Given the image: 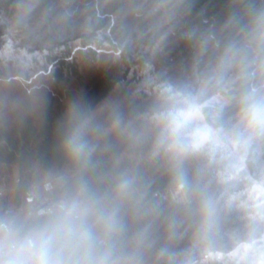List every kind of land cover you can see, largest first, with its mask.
Instances as JSON below:
<instances>
[{
    "label": "clouds",
    "instance_id": "obj_1",
    "mask_svg": "<svg viewBox=\"0 0 264 264\" xmlns=\"http://www.w3.org/2000/svg\"><path fill=\"white\" fill-rule=\"evenodd\" d=\"M77 43L135 80L0 161V264H264V0H0V152Z\"/></svg>",
    "mask_w": 264,
    "mask_h": 264
},
{
    "label": "rangeland",
    "instance_id": "obj_2",
    "mask_svg": "<svg viewBox=\"0 0 264 264\" xmlns=\"http://www.w3.org/2000/svg\"><path fill=\"white\" fill-rule=\"evenodd\" d=\"M87 47L88 45L77 43L73 47L58 52L43 50L27 54L29 59H34L40 66L39 70L32 77V80H38L51 75L49 88L46 92V106H52L53 114L64 109L65 103L68 99L77 95H87L90 93L93 88L92 85L102 75L109 76L112 79L118 78L116 83H131L135 80V74L130 67H99L84 62V50H86ZM54 55L64 56L71 66L70 70H68L66 75L60 80H57L58 78L54 74L56 67L53 62H51L52 56ZM184 55H186V52L182 51L180 47L172 53V59L178 61ZM32 80L26 82V86L30 85ZM6 164L10 165V163ZM7 172L10 173V166L0 167V173ZM7 176L9 178V174H7Z\"/></svg>",
    "mask_w": 264,
    "mask_h": 264
},
{
    "label": "trees",
    "instance_id": "obj_3",
    "mask_svg": "<svg viewBox=\"0 0 264 264\" xmlns=\"http://www.w3.org/2000/svg\"><path fill=\"white\" fill-rule=\"evenodd\" d=\"M86 45V44H83ZM181 50L184 49L181 47ZM51 62L55 65L56 69L54 74L58 78L62 79L71 66L64 56L54 55L52 56ZM118 81V78L112 79L109 76L102 75L98 80L92 85L93 88L91 92L86 96L91 98L93 101L98 102L106 95H108L114 84ZM63 109L56 114L52 113V106H46V116L44 124L37 130H33L31 127L25 128L19 133H13L10 138L11 151L5 150L0 152V161L5 163H10L15 158V153L21 151L28 143L33 139V132L35 131V139L38 145L44 149H50L54 143V129L57 121L62 116Z\"/></svg>",
    "mask_w": 264,
    "mask_h": 264
},
{
    "label": "built area",
    "instance_id": "obj_4",
    "mask_svg": "<svg viewBox=\"0 0 264 264\" xmlns=\"http://www.w3.org/2000/svg\"><path fill=\"white\" fill-rule=\"evenodd\" d=\"M7 174H10V173H0V184H4V185H7L9 183V178L7 176Z\"/></svg>",
    "mask_w": 264,
    "mask_h": 264
}]
</instances>
